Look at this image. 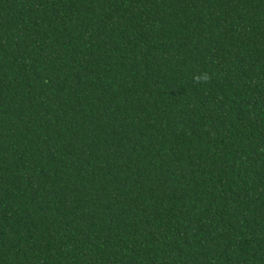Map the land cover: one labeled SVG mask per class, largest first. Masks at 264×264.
I'll return each mask as SVG.
<instances>
[{"label": "trees", "instance_id": "trees-1", "mask_svg": "<svg viewBox=\"0 0 264 264\" xmlns=\"http://www.w3.org/2000/svg\"><path fill=\"white\" fill-rule=\"evenodd\" d=\"M0 264H264V0H0Z\"/></svg>", "mask_w": 264, "mask_h": 264}, {"label": "clouds", "instance_id": "clouds-1", "mask_svg": "<svg viewBox=\"0 0 264 264\" xmlns=\"http://www.w3.org/2000/svg\"><path fill=\"white\" fill-rule=\"evenodd\" d=\"M205 79H207V77H205Z\"/></svg>", "mask_w": 264, "mask_h": 264}]
</instances>
